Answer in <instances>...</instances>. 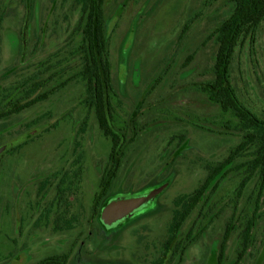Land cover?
<instances>
[{
  "label": "rangeland",
  "instance_id": "rangeland-1",
  "mask_svg": "<svg viewBox=\"0 0 264 264\" xmlns=\"http://www.w3.org/2000/svg\"><path fill=\"white\" fill-rule=\"evenodd\" d=\"M28 4L32 9L27 14ZM73 4L0 0V111L54 88L48 98L0 119V146L17 143L0 156V264L17 257L33 264L56 253H69L67 264H154L163 257L174 199L193 192L204 180L206 166L223 160L242 140L243 132L225 127L231 117L202 90L213 78V33L233 3L106 0L114 124L131 141L100 213L108 201L145 196L164 186L140 210L111 225L94 214L111 140L83 103L85 83L72 80L59 88L80 64L69 54L80 17ZM231 79L241 101L264 119V20L254 38L238 45ZM249 156L247 152L238 163ZM58 171L66 189L61 212L73 224L54 231L60 211L59 204H51L56 183L47 184L45 196L38 190L42 178ZM243 178V171L231 173L209 205L190 215L179 236L181 247L164 264H217L219 257L221 264H234L237 257L239 264H264V192L255 178L238 196ZM235 205L238 228L220 256ZM254 216L252 243L240 254L241 231ZM18 218L26 222L21 234ZM191 229L201 235L189 243Z\"/></svg>",
  "mask_w": 264,
  "mask_h": 264
},
{
  "label": "trees",
  "instance_id": "trees-1",
  "mask_svg": "<svg viewBox=\"0 0 264 264\" xmlns=\"http://www.w3.org/2000/svg\"><path fill=\"white\" fill-rule=\"evenodd\" d=\"M230 1L233 3L232 12L217 26L213 33L217 43L213 78L202 87V90L208 95L211 102L220 107L224 116L231 117L232 121L226 123L225 127L243 132L242 140L231 149L223 160L206 166L207 174L193 192L178 195L174 199L173 216L164 242L163 257L154 264H164L166 256L175 248L181 247L179 236L184 223L198 207L209 205L212 196L220 189L222 182L231 173L244 172V178L237 188L238 196L241 195L247 184L255 178L258 179L260 194L264 192V119L241 101L231 79V65L238 45L244 38H254L255 32L264 20V0ZM73 5L75 9L80 10V17L73 33L76 45L69 51V54L73 58H79L80 64L78 66L80 69H75V74L69 76L64 83L59 85V88L72 80L84 82L86 95L83 103L90 112L95 114L98 126L104 136L111 140L107 170L102 175L99 191L95 195L94 214L101 216V205L108 198L112 184L120 170L125 148L131 140L128 139L126 131L118 130L114 124L116 109L113 103V95L115 91L105 15L106 0H74ZM31 7L32 5H26V8ZM53 93L54 88H51L26 102L19 100L0 111V119L17 114L48 98ZM83 121H86V118ZM180 138L181 140L185 139L183 136ZM247 152H250L249 158L238 163V160ZM57 176H59V182L56 200L60 211L54 222L53 230L55 231L70 229L73 224V221L66 220L61 212V203L66 193L65 177L61 171L57 172ZM156 197L157 195L154 198ZM236 213L237 206L235 205L221 239L220 256H223L227 242L238 228L239 223L235 220ZM255 217H251L241 231L244 249L241 250L240 254L242 251H246L252 243L257 218ZM200 235L201 231L194 235V231L191 229L187 239L189 243H192ZM66 258L68 257L59 254L55 255L53 259L48 258L41 261L40 264H64ZM221 258H218L217 264H221ZM52 260L54 262H51ZM240 260L241 257H237L234 264H239Z\"/></svg>",
  "mask_w": 264,
  "mask_h": 264
},
{
  "label": "water",
  "instance_id": "water-1",
  "mask_svg": "<svg viewBox=\"0 0 264 264\" xmlns=\"http://www.w3.org/2000/svg\"><path fill=\"white\" fill-rule=\"evenodd\" d=\"M13 143H6L0 146V156L12 146ZM164 186L159 187L158 189L148 193L145 196L141 197H127L121 198L109 202L102 211L101 219L107 224L111 225L112 222L122 219L128 213L135 209L143 207L148 203L152 198H154L159 192L163 190Z\"/></svg>",
  "mask_w": 264,
  "mask_h": 264
},
{
  "label": "flooded vegetation",
  "instance_id": "flooded-vegetation-1",
  "mask_svg": "<svg viewBox=\"0 0 264 264\" xmlns=\"http://www.w3.org/2000/svg\"><path fill=\"white\" fill-rule=\"evenodd\" d=\"M27 9H28V10H27V14H28V11H29V10L31 11L32 7H31V8H27ZM27 14H26V15H27ZM36 96H38V94L34 95L33 97H30V98H27V99H26V98L23 99V102H26L27 100H31L32 98H34V97H36ZM33 105H34V104H33ZM9 107H10V106H9ZM16 146H17V143H13V145L10 146V148H9L8 150H6L3 154H5V153H9V152H10L14 147H16ZM58 172H59V171H58ZM40 181H41V185H40V187H39L38 192H39V193L42 192V196H45V194H46V193H43L44 191H42V190L47 189V188H46V187L48 186L47 184L52 185V184L56 183V189H57V193H58L57 185H58V182H59V176H57V172H54V173L50 174V175H49L48 177H46V178H42ZM56 181H58V182H56ZM57 193L55 194L54 199H53V201L51 202V204L58 205V202H57V200H56V199H57ZM139 210H140V208H139ZM56 218H57V217H56ZM55 220H56V219H55ZM18 223H21V225L19 226ZM25 223H26L25 221H23V220H21V219L18 218L16 224H17V229H18L19 234H21L23 228H25V227L23 226V224H25ZM34 223L38 225L39 222L35 220ZM54 231H55V230H54ZM21 251H22V252H20V253H23V254H24V250L21 249ZM25 252H26V250H25ZM59 254L64 255V257H65V256L68 257V258H66V263H64V264H67V263H68V260H69V258H70V254H69V253H56V254H52V255H49V256H47V257H45V258L41 259L40 261L35 262V263H33V264H40L41 261H43V260H45V259H48V258L53 259V258L55 257V255H59ZM18 255L20 256L19 253H18ZM17 258H18V259H14V261H12V263H10V264H22V259L19 258V257H17ZM51 262H54V261L52 260Z\"/></svg>",
  "mask_w": 264,
  "mask_h": 264
}]
</instances>
